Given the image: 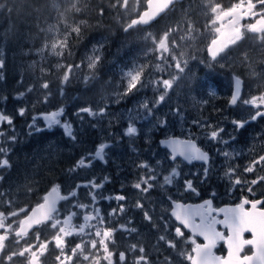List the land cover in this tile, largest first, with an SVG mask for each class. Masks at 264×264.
<instances>
[{
	"label": "flooded vegetation",
	"instance_id": "flooded-vegetation-1",
	"mask_svg": "<svg viewBox=\"0 0 264 264\" xmlns=\"http://www.w3.org/2000/svg\"><path fill=\"white\" fill-rule=\"evenodd\" d=\"M203 3L208 5L220 4L222 10H226L235 3H239L240 0H186L182 3L183 9L187 3ZM256 0H253L255 3ZM245 6L247 0H244ZM180 10H183L178 6ZM257 11L260 10V6L257 4ZM115 12V11H111ZM115 16V15H114ZM259 17L246 16L239 20V24L247 26L249 23H254ZM225 22L219 25V28H223L224 31L219 32L214 39H217L221 34L226 31L229 34L233 21L231 18L223 19ZM198 25H196L197 27ZM201 29V28H199ZM204 30V29H203ZM230 30V31H229ZM142 32V29L137 28L130 30V34L133 32ZM246 39L239 45H230L224 53L214 61L208 54V46L203 55H197L195 52L188 54V57L197 59L202 69L197 66H191L188 69V75L184 76L179 81L177 91L169 92L167 102L161 103L158 109L155 111L154 116H151L146 123H144V134L136 133L131 138H127L123 134H104L98 133L95 135L94 141L85 140V143H92V154L95 153L97 148L104 144L108 145L104 149V159H92L91 166L78 169L74 175L66 174V166L72 167L76 162L74 160L64 166V128L61 129V157H62V172L53 177L52 167L48 169L44 168L45 163L41 164L42 170L37 172L36 165L34 163V157L37 155L43 157L46 152H51L52 139H54L52 128L47 126V122L44 119V115L48 114L46 109L47 104H42L39 101L42 99L40 96L42 90H38L36 86V77H40V72L36 71L33 75L30 83L31 86L27 87L24 95L19 94L11 95V88L0 86V112L8 115L12 118L13 123L8 125L7 123H0V132L4 133V136L0 137V148L4 151H0V191L10 193L11 198L15 201V208H7V205L0 206V211L5 212L7 216L8 211L17 210L18 208L35 207L37 202H42V197L54 185L60 183V194L63 196H69V199L61 200L58 204L59 211L62 215L66 216L71 210H73V204H86L89 205V211H91L92 197L90 193L94 190L90 187H80L77 189V184H87L89 181H95L103 186L95 189L97 203L95 207H98L104 217L110 220L109 226H118L120 224H128L131 220L132 223L129 227L138 229L137 233H133L131 237L127 232L118 231L116 233V243L110 244V249L116 253L114 255V261H118L119 251H125L129 244L138 243L146 247V250L151 258H157V239L158 236L163 234L165 229L163 225L167 222L170 225L169 235L170 238L175 237L174 229L179 225V222L171 216V211L174 207L173 202L179 204H198L204 203L206 200H211L212 207L219 209L220 207L227 205H236L240 203L242 196L247 195L246 191L240 186L234 185L229 181H226L224 186H237L233 193H229L230 196L226 199L217 201L212 195L207 196L204 190L201 192H193L184 188L181 192V176L180 171L183 169H190L199 166L203 168L204 181L208 177L205 176L203 165L197 163L187 164L180 158L176 157L173 162L170 157V152L167 147L162 146L160 141L168 139H179L186 141L191 139L194 143L200 141L206 144L213 143L204 134L205 131L211 129L202 130L192 122L184 123L185 128L183 135L181 128L178 124V117L173 115L172 109L179 108L180 110H189L192 107H196L194 110V120H198L201 123L211 125L212 128H223L224 131L220 134L221 141L227 140L229 143L223 150L229 152L228 158L223 156V162L225 170L229 166L237 169V175L246 176L249 180L255 178L258 175H264V172L257 171L256 173H244L243 169L247 166L251 159L256 154H264V119H257L246 124L244 128L237 130L236 126L232 123L233 120H249L250 114H254L255 109L248 105H244L243 101L250 99L252 96H259L261 92H264V49H261L253 38V34L246 33ZM212 41V40H211ZM211 41L209 44H211ZM114 51V50H113ZM247 54V58H245ZM137 54L133 49H130L126 54L128 64L132 58H136ZM130 58V59H129ZM122 62L121 59H119ZM122 64V63H121ZM255 72L257 75L253 76L251 73ZM1 75V74H0ZM47 78V77H46ZM44 78V79H46ZM241 80V93L240 98L236 104L230 103L233 95L235 79ZM34 80V81H33ZM1 83V81H0ZM32 87L33 91L29 92L28 89ZM162 89L157 92H137L135 95L131 94L127 99V103L123 104L120 109L124 108L136 109L139 104L145 101V96H148L149 100L154 101ZM188 94V99L191 102H186L184 95ZM40 105H44V110L39 108ZM51 104V102H50ZM24 108L25 114L21 116L19 109ZM183 108V109H182ZM135 114V112H133ZM168 114L167 116H165ZM136 115V114H135ZM191 118L193 112H191ZM33 117H36L35 127L30 128L29 125L33 123ZM43 117V118H42ZM143 117V114L141 115ZM165 117L167 124L164 127L160 126L158 122L159 118ZM185 118V115H183ZM169 119L172 120L171 125H168ZM191 120V119H190ZM64 123V120H62ZM163 121V120H162ZM62 123V125H63ZM86 133L93 134L89 130ZM198 134L199 136L195 135ZM259 134V135H258ZM10 136H14L16 139H9ZM197 144V143H196ZM201 146V147H200ZM198 146L203 152L209 156L208 169L211 167L212 158L207 148L202 145ZM90 153H87L83 157H88ZM30 157H33L30 160ZM73 156H65L66 161ZM222 159V157H221ZM7 161V163H3ZM157 161H160L157 164ZM74 162V163H73ZM142 162L150 163L158 172H162L163 175H167L171 172L172 168H176L179 176L174 178L171 185L161 188L159 184L163 183L162 176L156 189L152 192L149 198L151 203L144 201L148 209L153 212L154 222L160 226V231L151 228L147 221L143 219L142 211L135 209L134 205L136 200L140 197V194L133 188V184L138 182L139 177L144 174L145 170L139 168L138 165ZM66 163V162H65ZM43 165V166H42ZM33 167V168H32ZM83 169V170H82ZM76 177V179H74ZM105 178H107L105 180ZM236 177L234 176L233 179ZM182 179L187 181L195 180L194 177L184 175ZM193 188H195L193 186ZM31 189V191H29ZM72 192L76 194L70 196ZM255 195L250 196V199L264 200V183H260L254 186ZM124 195L127 197L125 201H117L115 196ZM199 195V196H198ZM171 197V200L168 197ZM162 201V202H161ZM123 204L126 211L123 214L119 213V205ZM249 208L250 205H246ZM258 207H264L258 206ZM7 208V211L5 209ZM112 209L117 210V215L109 217V213ZM79 215L74 218L73 223H82L83 213L79 208L75 209ZM216 219L222 220V217L215 212L212 214ZM163 217V219H161ZM22 213L19 217H9L4 220L5 224L11 223L13 229L19 228V219H23ZM196 222L199 223V217H196ZM185 233L182 238H175L177 241V248L167 249L163 254L170 255L173 258L174 264H189V262L181 255V252L187 254L194 246L192 240L196 243H204V240L197 235H194L191 229H184ZM217 231L223 233L225 236L228 232L221 224L216 225ZM4 229H0V234H3ZM40 233V240H50L54 235L53 230L49 227L39 226L34 227L29 231L27 237L21 241V244L38 243L36 241V234ZM245 239L251 238V233H244ZM15 233L9 237L8 247L15 248ZM68 239V247L66 252L71 253V248L79 243L80 236H70ZM167 248V246H164ZM213 254L220 257H225L227 253V244L224 241H218L216 246L212 250ZM59 254V250L55 248L54 244H50L48 250L40 257V264H57L55 257ZM103 256V253H99ZM241 256L251 255L250 246H246L244 251L240 253ZM159 260L163 259L161 255ZM76 264H88L87 261H82V257H74ZM133 257L128 256V264H132ZM16 264H22L21 260H17ZM101 264H106V261H102Z\"/></svg>",
	"mask_w": 264,
	"mask_h": 264
},
{
	"label": "snow or ice",
	"instance_id": "snow-or-ice-1",
	"mask_svg": "<svg viewBox=\"0 0 264 264\" xmlns=\"http://www.w3.org/2000/svg\"><path fill=\"white\" fill-rule=\"evenodd\" d=\"M140 0H137V4ZM257 4L260 6V10L257 11ZM148 8L147 10L138 13L137 18H130V22L123 25V32L129 34L130 30L137 29L140 25H148L161 13L166 11H175L177 6L183 9L181 0H147ZM6 5L0 4V10L5 8ZM24 10L25 17L35 19L39 21L41 17L45 19H51L53 13L55 14L57 21L56 24H50L47 28V32L55 31L57 36L53 39L51 45H45V49L50 47V54L63 59L65 53L71 55V39L73 36L76 39L82 34V25H86L85 20H80L77 22L74 17L77 14H81L83 9L81 7V0H23L21 5ZM97 16L99 20H103L104 16L111 11H115L117 14L121 10L128 12L130 9V0H108V6L106 7L104 3H100L97 6ZM191 8V5H189ZM207 8L215 17L210 20L211 24H215L217 20H223L224 18H231L233 21V26L230 33L225 41H221L219 38L213 39L211 44L208 45V54L211 56L212 60H216L221 53L225 52L230 45H239L247 37L246 33L253 34V38L257 45L264 49V0H247L245 6L244 0H240L239 3L233 4L226 10H222L220 4L209 3ZM9 13H11L12 8H9ZM207 14V13H205ZM259 17L254 23H249L247 26H242L239 24V20L243 17ZM72 17L71 24L68 23L69 18ZM119 22V21H118ZM64 23V29L61 34V30L57 27V24ZM179 28L168 27L163 35L157 40L155 37L152 38L153 48L148 49L145 55H150L155 53V59L161 63L156 65L157 71L166 72L168 68H174L175 74H169V78H164L163 76L157 77L151 80L150 83L161 94L156 97L154 101H144L139 104L136 109H129L127 119L130 121L126 132V136H133L136 134L137 129L133 126V115L135 112L136 117L140 118L143 114V118H148L154 116L155 111L158 109L159 105L166 100L170 90H174V87L179 86V81L181 79L182 73L185 72L187 66V59L184 52H179L177 54V49L180 48V43L172 39L173 35L177 33ZM9 32L12 30L9 29ZM44 31V29H41ZM186 31L188 35L181 36L180 40H194L196 37L194 35L195 28L192 23H187ZM216 32H220L219 28L215 29ZM7 35V33H5ZM145 40L148 36L144 37ZM103 45H101L102 47ZM98 49L93 50V55L87 58L86 67L88 69V74L83 76V82L91 84L95 87L96 82H98V76L96 73V68L101 61V57L95 53ZM38 52H43V49L38 50ZM247 58V54H245ZM4 66L3 60H0V67ZM84 61L80 63H57L55 65L56 69L63 70V74L59 80L58 91L61 96L64 95V89L67 84L71 82L72 76L77 70H82L84 68ZM146 65L140 66L136 70H130L126 73L128 82L124 91L118 93L121 97H127L133 90L138 89V86H144L142 76L144 75V69ZM42 77L45 76L50 69H45L41 67L40 69ZM253 76L257 74L255 72L251 73ZM110 83V82H107ZM241 80L239 78L235 79V91L233 92L232 99L230 103L236 104L237 100L240 98L241 93ZM105 85H102L103 88ZM40 89L42 90V99L39 101L42 104H49L53 98V93L50 88V82L47 79H43L40 83ZM29 92L33 91V88L28 89ZM21 96L24 93L20 94ZM115 95V94H114ZM119 102V101H117ZM244 105H248L255 109L254 114H250L249 120H233L232 123L236 126V129H242L246 124L251 121H256L257 119H264V92H261L259 96H252L250 99L243 101ZM107 105L105 107L99 108L98 111H94L91 106L80 107L74 113L76 116H80L81 113H88L93 117H103L106 114ZM64 109L61 108L59 111L51 112L44 115V119L47 122V126L52 128L55 125H61V115ZM173 115L183 119V114L179 108L172 109ZM19 114L23 116L25 114V109L20 108ZM121 115L120 119H123ZM36 117H33V123L29 125L30 128L35 127ZM0 123H7L11 125L13 123L12 118L0 112ZM194 125L198 126L202 130L211 129L210 131H205V135L208 139L212 141H221L220 134L224 131L223 128H212L211 125L201 123L198 120L192 122ZM167 120H163L160 123L161 127L166 126ZM96 127V125H92ZM62 127L64 128L65 134L71 139L76 140V135L72 131V125L68 122H64ZM259 135V134H258ZM4 136L3 132H0V137ZM9 139L15 140L14 136H10ZM264 139V137H261ZM225 145L229 141H222ZM162 145L171 149L170 159L175 162L176 156L180 155L185 160L191 162L193 160L203 161L205 164L209 162V156L207 153L201 151L200 148L191 140L180 141L176 139H168L160 141ZM108 145H100L94 154L90 153L88 157H82L79 159L75 165L70 168L69 172H76L78 169L83 167L91 166L92 159H104V149ZM0 151L4 149L0 148ZM264 151V149H261ZM225 158L230 156V153L224 151L221 153ZM87 161V162H86ZM3 163H7L4 161ZM160 161H157L159 164ZM139 168L145 170L144 174L139 177L138 182L133 184V188L137 190L140 197L135 202V209L142 211L144 221H147L151 228L160 231V226L154 222L153 212L148 209L147 204L144 201H150L152 192L158 186L161 179L163 183L159 184V187L165 188L171 185L174 178L179 176L176 168H172L171 172L167 175H163L162 172H158L150 163L142 162L138 165ZM264 172V154H256L254 158L251 159L250 163L244 167V173H256L257 171ZM209 169L205 168V176H207ZM225 176L229 179L230 183L240 186L246 191L247 195H244L240 199V203L236 204L235 207H224L215 209L212 207L211 200L204 201L203 204L197 205L195 207L187 206L175 203L171 211V216L179 222V225L175 227V237L170 238L169 229L170 225L165 222L163 228L164 233L158 236L157 239V258H151L146 250V247L142 244L131 243L125 251H119L118 261H114V251L110 249V244L116 243V233L118 231L127 232L129 237L133 233H137L138 229L134 227H129L132 223L131 220L128 224H120L118 226H109L110 220L106 219L98 207H95L97 203V197L95 189L102 187V184H98L95 181H89L87 184H77L76 187H90L94 191L90 193L92 197L91 211H89V205L86 204H73V210H71L66 216L62 215L58 208V202L60 200L69 199V196H63L60 194V186L54 185L50 191H48L42 197V202H37L35 207L18 208L17 210L8 211L7 216L5 212L0 211V229H4L3 234H0V264H16L17 260H21L22 264H40V257L48 250L50 244H54L55 248L59 250V254L55 257L57 264H76L74 257H82V261H87L88 264H101L102 261H106V264H128V256L133 257L132 264H174L173 258L170 255H164L163 253L167 249L177 248V241L175 238L184 237L185 233L182 231L181 226L184 229H191L192 233L197 236L203 237L204 243H196L192 240L194 245L191 251L187 254L181 252V255L189 262V264H264V207H258L264 205V200L261 199H250V196L255 195L254 186L264 183V175H258L253 179H248L246 176L237 175V169L229 166L225 172ZM236 177L233 179V177ZM107 178H105L106 180ZM186 190L195 192L196 189L193 188L191 181H185ZM31 191V189H29ZM76 193L72 192L70 196H74ZM117 201H125L127 199L124 195L115 196ZM171 200V197H168ZM162 202V201H161ZM7 205V208H15V201L11 198L10 193L0 191V206ZM246 205H250L246 208ZM7 208L5 211H7ZM79 208L83 213L82 223L74 224L73 220L79 213L75 209ZM126 209L123 204L119 205V213H125ZM223 213L224 219L218 220L213 216V213ZM24 214L23 219H19V228L13 229L11 223L5 224L4 220L9 217H19ZM117 210L112 209L109 213V217L117 215ZM196 217H199V223L196 222ZM163 219V217H161ZM222 224L228 229V235L225 236L223 233L217 231L216 225ZM49 227L53 230L54 235H52L50 240L41 241L40 233L36 234V241L38 243H27L21 244V241L28 236L29 231L34 227L39 226ZM15 233V248H9L8 242L9 237L12 232ZM251 233L250 239L244 238V233ZM70 236H80L81 240L76 243L73 248H71V253L66 252L68 247V237ZM218 241H224L228 246V257H220L213 255V248L216 246ZM167 246L165 248L164 246ZM246 246H250L251 255L241 256L240 253L244 251ZM103 253L101 256L99 253ZM163 255V259L158 258Z\"/></svg>",
	"mask_w": 264,
	"mask_h": 264
},
{
	"label": "rangeland",
	"instance_id": "rangeland-1",
	"mask_svg": "<svg viewBox=\"0 0 264 264\" xmlns=\"http://www.w3.org/2000/svg\"><path fill=\"white\" fill-rule=\"evenodd\" d=\"M92 0H81V7L83 9L81 14H77L74 19L79 22L82 20L83 16L88 12L92 13L94 10H98L97 8L90 5ZM100 0H94V4H100ZM145 0H140V3L137 4V0L130 1V9L126 13L123 10L114 16L108 14L105 17V20L109 22V26L104 27L100 24H95L102 31L101 36L97 38L90 39L86 45H84V39H76L74 36L71 39V55L65 53V57L63 59L53 56L50 54V47L45 49V45H51L53 39L57 36L55 31L47 32V28L50 24H56L57 18L53 13L52 18L49 23L45 26L44 31H40L38 35H36L32 42H36L33 48L29 47V49H22L19 55H16L17 61L11 60L10 63V71L11 73L18 74L23 73L27 77H33L34 72H40V77H36V86L38 90L40 89V83L46 77H49L50 88L53 93V98L51 100V104L46 105V109L49 111L48 113L59 111L58 104L61 102L64 112L62 114L61 125H55L52 127V131L54 133V139H52V149L51 152H46L43 154V157L35 156L34 163L37 168V172L42 170L41 164L44 162V168L48 169L50 166L53 167L54 162L57 160V157L61 154V129L62 123L68 122L72 125V131L76 135V140L71 139L68 135L65 134L64 131V155L65 156H73L78 161L87 153H92L93 142L85 143V140L94 141L95 135L98 133L104 134H123L126 132L127 126L129 124V120L127 119L128 113L127 110L120 107L127 103L128 97L131 94H136L137 92H159L154 86L151 85L150 81L156 79L157 77L163 76L164 78H169V74H175L174 68H168L166 72L157 71L156 65L161 63L155 59V53L150 55H145L148 52V49L153 48L154 45L152 43V38L155 37L157 40L163 35V32L168 28H179L177 33L173 35L172 39L177 40L180 43V48L177 49V54L179 52H184L185 57L187 59V66L185 68V72L180 74L181 78L188 75V69L191 66H197L202 69L201 64L199 65V61L197 59H192L188 57V54L191 52H195L197 55H203L206 51L209 42L215 38L218 32L215 31L216 28H219V25L215 23L214 25L210 23L211 19L215 17L210 12V9L207 8L206 4L199 3H187L183 10H176L174 13H177V20L171 22L170 14H168L163 20H161L157 25L153 27L142 30V32H133L132 34H125L123 32V25L130 22V18H135L138 13H140L143 9ZM191 5V8H189ZM106 6V5H105ZM3 10V9H2ZM2 10H0V27L1 23L4 20V17L1 15ZM207 13V14H205ZM72 17L69 18L68 23L71 24ZM119 21V22H118ZM222 24L225 22L217 20ZM187 23H192L195 28V39L194 40H185L181 41V36H187L188 33L186 31ZM196 25H198L196 27ZM88 24L82 25V29L86 28ZM8 27V26H7ZM57 27L61 30V34L64 29V23L57 24ZM201 28V29H199ZM204 29V30H203ZM220 32L224 31L223 28H219ZM230 31V30H229ZM5 33L9 34V32H3V29L0 30V37L5 36ZM42 34V35H41ZM41 36V37H40ZM148 36V39L145 40L144 37ZM40 39L39 41H37ZM116 40V41H115ZM30 43V45H31ZM101 45H103L101 47ZM98 49L95 53L101 57V61L96 68L97 76L99 77L100 72L105 76L103 81V88L99 86L96 91L93 90L91 84H85L83 82V76L88 74V69L86 67L87 58L93 55V50ZM43 49V52H38V50ZM130 49H133L137 54L136 58H132L131 62L128 64V59L126 54L129 53ZM114 50V51H113ZM110 54V56L105 57V55ZM13 58V57H12ZM122 60V62L119 61ZM84 61V68L82 70H77L76 73L72 76L71 82L65 86L64 95L61 96L58 91L59 80L63 74V70H57L55 65L57 63H80ZM122 63V64H121ZM146 65L144 69V75L142 76V80L144 82V86H138V89L133 90L127 97H121L118 93H122L124 88L127 85L128 78L126 73L130 70H136L140 66ZM41 67L45 69H50V71L42 77ZM13 75V76H14ZM21 75V74H20ZM34 81V80H33ZM110 82V83H107ZM89 94H83L87 89H90ZM177 87H174V90H170L169 92L177 91ZM115 94V95H114ZM42 97V93L40 95ZM166 100L162 103L167 102ZM184 99L186 102H191L188 99V94L184 95ZM43 98V97H42ZM149 100L148 96H145V101ZM119 101V102H117ZM55 104V109H54ZM107 105L106 114L103 117H93L89 114L81 113L80 116H76L74 113L80 107H88L91 106L94 111H98L99 108L105 107ZM39 108L44 110V105L39 104ZM183 109V108H182ZM196 107H192L189 110L183 109L181 110L182 114L185 115V118L178 119V124L181 128L182 134L188 136V134H184L183 124L194 121V110ZM191 112H193L191 118ZM121 115H123V119H120ZM133 126L137 129L136 133L144 134V123L148 121V118H137L135 114H133ZM166 114L165 116H167ZM43 118V117H42ZM191 119V120H190ZM165 120V117L159 118L158 122ZM172 120L169 119L168 125H171ZM92 125H96L93 127ZM86 130L93 132V134L86 133ZM199 136L198 134H195ZM126 136V135H125ZM127 138H131L130 136H126ZM200 136L198 141H196L197 145H202L207 148L210 152L212 163L209 169L208 177L204 181L203 168L196 166L195 168L185 169L180 171V180H181V192L185 188V179H182L184 175L194 177L195 180H189L192 182V185L195 187L196 192H201V189L204 190L206 195H212L215 197L217 201L226 199L230 196L229 193H233L237 186H224L226 181L229 179L225 176V168L224 165H221V161L223 162V155L221 154L225 150L224 147H227L222 141H213V143L206 144L200 141ZM208 138V137H207ZM201 147V146H200ZM232 155V154H230ZM222 157V159H221ZM33 157H30V160ZM87 162V161H86ZM75 165V164H74ZM73 165V166H74ZM43 166V165H42ZM72 166V167H73ZM72 167L67 168L66 174L74 175L75 172H69L68 170ZM33 168V167H32ZM83 170V169H82ZM76 179V177H74ZM230 182V181H229ZM176 180L174 181V184ZM60 186V183H58ZM204 187V188H203ZM227 190L229 193L225 192ZM199 196V195H198Z\"/></svg>",
	"mask_w": 264,
	"mask_h": 264
},
{
	"label": "trees",
	"instance_id": "trees-1",
	"mask_svg": "<svg viewBox=\"0 0 264 264\" xmlns=\"http://www.w3.org/2000/svg\"><path fill=\"white\" fill-rule=\"evenodd\" d=\"M100 1H101L100 3H104L106 7L108 6V0H100ZM93 2L94 0H92L90 5L97 8L96 6L98 5V3L94 4ZM22 3L23 0H0V4L6 5V7L3 8L1 12V15L4 17V20L1 23L0 30L3 29V32L5 31L9 32L8 31L9 29L12 30L11 32H9V34L0 37V60H3L4 62V66L0 67V72H2V75H0V81H1L0 86L11 88L12 89V91L10 92L11 95L24 93L26 88L31 86L30 81L32 79L31 77L25 76L23 73H18L15 75L14 73H11L10 71L11 60L17 61L19 57L16 59V55H19L22 49L27 50L29 49V47L33 48L36 42L31 43L32 39L40 33L41 29H45V26L50 21V19H45V17H41L39 21H36L35 19H31V18H26L24 16L25 15L24 10L21 7ZM9 8H12L11 13H9L8 10ZM97 11L94 10L92 13L88 12L82 18L88 24L86 28L82 29V34L79 37L80 40L82 39L86 40L84 45H86V43L90 39L97 38L103 35L102 31L99 30L100 28H98V26H95V24H99L100 22V24L106 27V29L109 26V22L105 20V17L108 14H111L110 11L104 16L102 21L99 20V17L97 16ZM112 14L115 15L117 13L112 12ZM168 14L170 15L172 14L170 16L171 22L177 20V15L176 13H174V11H170ZM39 40L40 39H38L37 41ZM108 56H110V54L105 55V57ZM104 78L105 76L100 72L98 77V82H96L94 88L92 87L93 90L96 91L97 89H100L98 87L103 85L102 79ZM46 79L48 80L49 77H47ZM92 88L87 89L83 94L88 95L89 91ZM58 108L59 109L63 108L61 102L58 104ZM54 109H55V104H54ZM73 160L75 162V157H70L66 161V158L64 156V166L65 164L69 165ZM66 168H69V166H66ZM61 172H62V157L60 154V156L57 157V160L53 164L52 175L53 177H55L59 175Z\"/></svg>",
	"mask_w": 264,
	"mask_h": 264
},
{
	"label": "water",
	"instance_id": "water-1",
	"mask_svg": "<svg viewBox=\"0 0 264 264\" xmlns=\"http://www.w3.org/2000/svg\"><path fill=\"white\" fill-rule=\"evenodd\" d=\"M145 7H146V9L145 10H147V8H148V5H147V2H146V4H145ZM144 10V11H145ZM162 15H164V13H161L159 16H157L153 21H151L148 25H140V27H148L149 25H151L153 22H155L157 19H159ZM227 36L228 35H225V34H223V35H221L220 37H219V39L221 40V41H225L226 39H227ZM235 91V85H234V90H233V92ZM176 140H179V139H176ZM180 141H182V140H180ZM196 144V143H195ZM162 145V144H161ZM162 146H165V145H162ZM197 146V145H196ZM166 147V146H165ZM167 149H169V152L171 153V149L170 148H168L167 147ZM202 151V150H201ZM176 157H178V158H180L183 162H185V163H187V164H191V163H198V164H202V165H204V167L205 168H207L208 167V163L207 164H205L203 161H199V160H193V161H191V162H189V161H187V160H185L182 156H180V155H177ZM61 201V200H60ZM59 201V202H60ZM58 202V203H59ZM200 204H203V203H198V204H182V205H184L185 207H187V206H192V207H195V206H197V205H200ZM224 207H235V205L234 206H224ZM224 207H221V208H224ZM217 214V213H216ZM218 215H220V216H222V220L224 219V215H223V213H219ZM221 226L223 227V228H225L222 224H221ZM228 230V229H227ZM246 233H249V232H246ZM201 237V236H200ZM202 239H203V237H201ZM214 255V254H213ZM214 256H216V255H214ZM228 257V246H227V253H226V255H225V257L224 258H227Z\"/></svg>",
	"mask_w": 264,
	"mask_h": 264
},
{
	"label": "bare ground",
	"instance_id": "bare-ground-1",
	"mask_svg": "<svg viewBox=\"0 0 264 264\" xmlns=\"http://www.w3.org/2000/svg\"><path fill=\"white\" fill-rule=\"evenodd\" d=\"M116 41V40H115ZM130 59V58H129Z\"/></svg>",
	"mask_w": 264,
	"mask_h": 264
}]
</instances>
